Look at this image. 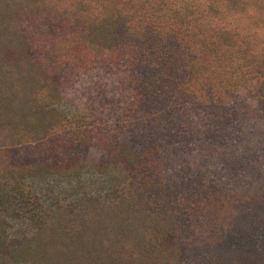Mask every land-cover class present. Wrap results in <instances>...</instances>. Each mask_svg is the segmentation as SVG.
Returning a JSON list of instances; mask_svg holds the SVG:
<instances>
[{
  "label": "trees",
  "instance_id": "1",
  "mask_svg": "<svg viewBox=\"0 0 264 264\" xmlns=\"http://www.w3.org/2000/svg\"><path fill=\"white\" fill-rule=\"evenodd\" d=\"M70 68L101 104L84 128L60 110ZM88 163L128 181L26 209L16 245L2 208L0 264H264V0H0V205L17 170Z\"/></svg>",
  "mask_w": 264,
  "mask_h": 264
},
{
  "label": "rangeland",
  "instance_id": "2",
  "mask_svg": "<svg viewBox=\"0 0 264 264\" xmlns=\"http://www.w3.org/2000/svg\"><path fill=\"white\" fill-rule=\"evenodd\" d=\"M115 56L118 58L117 55ZM121 67L124 74L117 73L119 77L116 78V85L119 86V83L122 82V86H120L122 91H119V94L123 98L121 106L124 111L118 112L110 119L112 126L115 125L117 116L120 117L118 120L127 116V109L134 97L132 86L127 85L129 80L127 65L121 63ZM113 70L116 72V69ZM74 73L77 71L70 68L68 77L62 82L64 87L62 93L65 100L60 110L67 115L70 121L76 120L77 127L84 128L86 125L88 126V119L93 118L88 105H95L97 110L93 113L95 116H100L101 104L96 101L88 102L90 99L87 91L88 81L86 78L84 80L77 79L76 75H73ZM92 121L93 119H91ZM127 181V172L116 163H110L105 167L88 163L82 171L71 174L52 172L45 168L17 170L9 174L1 189L6 196L14 197L6 198L0 205V210H3L2 208L7 210L5 213L1 211V216L6 219L9 226V245H16L24 237L34 235L39 228L40 222L26 213V209H36L37 213L43 214L44 210H51L61 205L72 207L86 197H113L115 191L125 186ZM19 184H24L25 190L33 195L30 205L24 202L23 189H19Z\"/></svg>",
  "mask_w": 264,
  "mask_h": 264
}]
</instances>
